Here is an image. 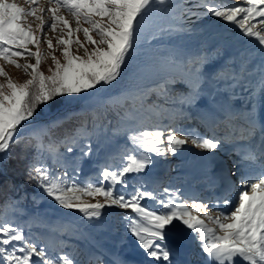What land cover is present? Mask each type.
Here are the masks:
<instances>
[{"label":"snow or ice","instance_id":"snow-or-ice-1","mask_svg":"<svg viewBox=\"0 0 264 264\" xmlns=\"http://www.w3.org/2000/svg\"><path fill=\"white\" fill-rule=\"evenodd\" d=\"M153 15L168 20L165 27L157 29L160 35L191 33L193 29L186 25L193 17L196 21L211 17L233 31L238 29L239 36L245 38L248 47L241 52L238 68L214 73L218 80L231 81L227 85L232 90L230 100L244 101L241 109L226 112L223 137L185 132L175 126L184 118L183 106L196 99L208 63L206 56L187 62L169 56L159 67L145 65L140 69L144 74L162 73L159 82L110 92L121 83ZM48 32L57 34L55 44ZM73 45L77 51L83 50V55L74 54ZM57 49L62 62L54 54ZM49 58L52 66L45 75L40 66ZM20 59H34L35 63L21 64ZM0 61V175L13 158L12 148L21 146L18 158L25 162L24 182L42 190L41 195L60 209L77 213L87 222L102 219L106 210H123L116 213L124 224L123 243L132 238L133 251L144 257L141 264H173L174 249L193 241L199 242L206 264H264V0H244L241 5L228 0H0ZM7 65L22 70L28 79L14 81L5 70ZM177 70L191 77L187 95H170V85L185 83L177 79ZM153 94L179 107L165 116L167 108L147 104ZM83 97L102 98L107 108L117 112L114 134L126 135L129 146L119 154V166L106 164L81 182L78 173L82 159L91 155L90 142L81 148V159L74 165L59 152V146L73 153L75 145L93 134L89 123L93 131L100 129L107 108L104 113L95 108L81 113L73 110L44 123L34 121L53 104H72ZM125 108L120 115L119 109ZM80 115L84 116L82 121L66 127ZM164 119L169 124H163ZM25 129L31 131L25 133ZM60 130L63 138L56 139ZM189 142L210 153L223 144L232 146L238 157L233 167L240 173L241 185L235 197L202 199L185 195L181 188L157 185L149 190L144 184H129L132 174L145 173L155 163L153 155L175 156ZM253 164H258L259 170L250 173ZM233 191L235 184H227L225 192ZM149 201L152 207L146 203ZM32 227L28 223L26 232L25 226L0 217V264H77L67 252H57L51 241L33 239ZM66 246L65 241H59L61 249ZM116 264L134 262L118 259Z\"/></svg>","mask_w":264,"mask_h":264},{"label":"rangeland","instance_id":"rangeland-1","mask_svg":"<svg viewBox=\"0 0 264 264\" xmlns=\"http://www.w3.org/2000/svg\"><path fill=\"white\" fill-rule=\"evenodd\" d=\"M17 2L22 3V0H17ZM228 2L241 5L243 4L244 0H228ZM65 16L67 18L66 13ZM159 17L161 16L153 15L149 18L147 27L141 33L140 44L135 53V57L130 62L128 68L125 69L120 88L128 87L134 89L143 87L144 85L159 82V80L162 78V73L156 72L152 74H144L140 71V69L145 65H154L159 67L160 63L169 56H175L178 61L183 62H187L189 58H194L196 56H206L207 59L216 63V65L220 67V70L218 72H230V66L233 64V61L226 56V48H237V51H235L234 54L237 57L236 60H241V52L245 51V49L248 47V45L244 43L245 38L239 36L238 29L233 31L230 26L225 25L223 22L217 21L216 18L208 17L202 21H196L193 17V22L186 25L187 27H191L193 29L191 33L169 36L167 34L160 35L158 33L157 29L160 27H165L168 23V20L165 16H162L163 19H159ZM72 26L75 27L74 24ZM47 35L49 36V38L53 39V44H55L54 37L57 34L48 32ZM153 35H155L157 38L153 39ZM80 38L81 40L83 39L82 34L80 35ZM42 47L46 49V45H42ZM32 50L35 51V49ZM72 50L74 54L83 55V50L77 51V47L75 45L72 46ZM54 54L62 62V56L59 49H57ZM235 55L233 56L235 57ZM18 62L21 64L35 63V60L20 59L18 60ZM2 63L3 62L0 61V64ZM51 66V59H45L41 63L40 70L43 71L45 75H48V69ZM209 67L210 70L208 72L206 71V73L208 74H201L199 86L196 89V96L202 97L206 100L207 98L208 100L211 99V96L209 95L211 94V92L208 93L206 91H211L217 86L223 87L226 83L225 80L216 79L215 75L211 76L215 68H213L212 65ZM5 70L8 72L9 76L16 82L22 83L24 80L28 79V76H26L22 70L16 69L13 66L7 65L5 66ZM210 71L212 72L210 73ZM174 74L176 75L177 79H182L185 81V83L170 85V95H187L190 91L187 81L190 80L191 77L186 71L180 72L177 70ZM0 82H3L2 77H0ZM204 88L209 89L205 90ZM90 99L91 98L83 97L79 100V103H81V101L86 102ZM151 102L162 105L168 110L173 107L166 104L163 98L158 100L155 94L148 97L147 104H151ZM73 108L74 105L68 104L66 107L55 112L54 114L58 113V115H63L65 114V112L72 110ZM183 108V110L187 113L183 116L193 114H196L198 117L200 116L195 106H193V103L190 105L186 104L183 106ZM170 112L171 111L165 113V116L169 115ZM123 113L124 111L122 112V114ZM48 117L49 115L45 117L43 116L42 119L46 120L48 119ZM153 120H155V117H153ZM178 121L179 120H177L175 126L182 127L185 132L195 130L199 133L198 129H196L195 127V129L191 128V126L194 125H185L183 122ZM162 123L164 124V121H162ZM30 131L31 129L24 130L25 133ZM201 135L204 136V134ZM115 145L121 146V152H123L126 146H129L127 139H125L124 141L119 140L115 143ZM192 147L194 146H192L189 142L183 147L182 150L178 151L175 156L169 154L165 157H156L154 155V157L157 159V162L159 163V165L157 166V168H159L157 169L156 176H154L152 180L144 182L142 179L136 178L132 174L129 177V184H144V186L149 190L156 187L157 185H159L161 188H181L184 194L190 197L191 195L188 189L191 188H189V184L191 182H195L193 180L196 177H205L204 172L202 171L209 165V160L212 155L219 156L223 155V153H226L227 159L232 158V153L228 152V147H232L229 144H223L220 149L214 150L211 153L205 150L196 152V150H194V148ZM108 149H110L109 146L103 149L105 153L97 150L96 152H93L89 157L82 159L80 172L78 173V179L81 182H83L90 176H94L106 164L112 163L115 166H119V154L121 152L116 155L114 154L113 156H108L105 155L109 152ZM93 150L94 149L92 148V151ZM63 153L67 158L68 163L70 165H74L75 161L73 160L76 156V153H67L66 149H64ZM183 158L184 161H182ZM186 158L193 159V162H191V160H189L190 162H188ZM80 159L81 157H78L77 161ZM50 160V158L47 159V163L49 165H51ZM251 169L249 172H251ZM69 174H72L71 167L69 168ZM198 187L199 184L196 185V189H198ZM130 190L131 189H129V191ZM192 192H194V190ZM200 195L201 194L199 193L196 197L200 198ZM97 199L100 198L98 197ZM146 203H148L150 207L153 206L152 202L150 201ZM189 203H191V200H189ZM38 208L40 210L43 207L39 206ZM48 209L51 210L49 214L44 213L42 216H40L39 219H37L41 220L43 222L42 224L44 225L38 227L33 231L31 230L33 239L37 240V242L43 243L41 241V238L43 240L44 236H49L51 234V236L54 237V240H51V242L57 245V252H67L70 256H73L76 259L77 264H89V261H91V264H116V261L118 259L122 260L121 257L125 252L132 251L133 253H138L133 251L135 249V244L131 237L128 238L129 242L127 244L123 243L124 224L116 215L117 212H121L123 210L109 209L105 211L102 219L93 222H87L83 221L79 217V214L60 209L58 206L57 208ZM32 212L33 210H30L27 215H32ZM212 214L216 215L214 211ZM72 221L76 224L75 226H72L74 228V232H76V235L80 236V242H77V240L66 241V236L67 238H71L70 236H68V227L71 226L70 222L72 223ZM61 225L66 227L65 233L62 231L59 232V234L58 231L52 232L53 228L58 229V227H60ZM69 232L71 231L69 230ZM61 240L65 241L66 245H68L67 243H69L68 250L66 247H64L63 249L59 247V241ZM48 242L49 241H47L46 243ZM193 242L194 244L199 245L198 241ZM98 251L105 255V259H107L108 262L98 256V254L96 253Z\"/></svg>","mask_w":264,"mask_h":264},{"label":"trees","instance_id":"trees-1","mask_svg":"<svg viewBox=\"0 0 264 264\" xmlns=\"http://www.w3.org/2000/svg\"><path fill=\"white\" fill-rule=\"evenodd\" d=\"M163 17H159V19ZM150 49V48H148ZM122 82V80H121ZM121 84V83H120ZM119 85H115L112 89H110V92L115 94L119 92ZM155 102H151L153 104ZM68 104L59 103V104H53L50 109H48L43 114H38L36 117V121L34 122H47L48 119H54L58 115V113L54 114L55 112L63 109ZM71 105H74V108L69 111H75L77 113H81L82 110L92 109L95 108L97 111L104 113L107 106L104 105V100L102 98H91L88 101H79L72 103ZM125 109H119L120 115H123L122 112L125 111ZM54 114V115H53ZM48 119L44 120L42 117L48 116ZM52 115V116H50ZM64 115V114H63ZM84 119L83 115H80L79 119L76 121L69 122L66 127L71 128L74 126V124H78L80 121ZM109 121L111 123H109ZM119 122V116L117 115L116 111H113L110 108H107V115L106 117L102 118L101 124L102 126L98 131H93L91 123L88 125L89 132H93V134L88 138L83 140L80 144L75 145V153L76 156L73 161H77L78 157H81V148L84 147V145H87L89 142L91 144V149L94 150L91 152H96L97 150L104 152L103 149L105 147H108V153L105 155L113 156L114 154H118L121 151V146L115 145L116 142L124 141L126 139V135H117L114 134V129L118 126ZM56 139H62L63 138V130H60L55 133ZM45 143H47V139H45ZM64 149H66L65 146L61 145L59 146V152L63 153ZM12 152V159L8 161V163L4 166L5 168V174L0 175V217H4L5 219L19 225L25 226L26 231L27 224L32 223V231L37 229L40 226H43V222L41 220H37L42 216L44 213H48L51 211L48 208H57V205L53 201H51L50 198L43 197L41 195L40 189H37L34 185H29L24 182L23 178V172H24V161L20 160L18 158L19 154L21 153V146H14L11 150ZM105 153V152H104ZM28 156L30 157L32 155V149L28 150ZM64 154V153H63ZM51 163V160H50ZM14 201H19L18 204H14ZM6 205H11V207H6ZM39 206L43 207L39 210ZM46 206V207H44ZM15 209V211L13 210ZM33 210L32 215L28 216L27 213ZM58 234L59 232L66 231L65 226L58 227ZM69 230L71 232H69ZM53 232V231H52ZM68 236L71 238L77 237L76 233L72 232L70 227H68ZM43 237V236H42ZM66 239L67 238L66 236ZM53 241L54 237L51 236V234L48 236H44L43 240L41 238V241L43 243H46L47 241ZM68 248V247H67Z\"/></svg>","mask_w":264,"mask_h":264},{"label":"bare ground","instance_id":"bare-ground-1","mask_svg":"<svg viewBox=\"0 0 264 264\" xmlns=\"http://www.w3.org/2000/svg\"><path fill=\"white\" fill-rule=\"evenodd\" d=\"M235 51H237V48H226V56L227 57H229L232 61H233V64L230 66L231 67V69H230V72L234 69V68H238V66H239V63H240V59H238V60H236V55L234 54L235 53ZM196 53V52H195ZM237 54V53H236ZM233 55H235V57L233 56ZM227 57H226V59H227ZM240 57V56H239ZM225 59V60H226ZM230 60V61H231ZM236 60V61H235ZM228 61V60H227ZM210 70V69H209ZM212 71H213V69H212ZM212 71H210V73L212 72ZM228 71V70H227ZM208 72V71H207ZM206 74H208V73H206ZM210 77V76H209ZM253 79H255V77H253ZM225 84H224V86L223 87H215V88H213L211 91H206V92H208V93H210L211 92V94H209L210 96H211V99L209 100V103L208 104H206V109H204V110H200V109H198L199 110V113H200V116H201V118L203 119V121H204V123H205V120H207V117L209 116V114L211 113V109H215V108H220L221 106H223L225 103H226V94H228V92H229V88H227V85L229 84V83H231V81H229V80H225ZM203 84V83H202ZM220 85V84H219ZM205 89V88H204ZM207 89H209V88H207ZM207 89H205V90H207ZM231 90V89H230ZM232 91V90H231ZM237 91H239V89H237ZM220 93H222V95H223V97L221 98V99H218L217 98V94H220ZM208 95V94H207ZM241 95H243V94H241ZM242 101V99H237V100H234V101H231L232 102V104H235V103H237V102H241ZM235 110V109H234ZM186 119H189V118H185V120ZM192 148H195V147H192ZM228 148H230V147H228ZM232 148V147H231ZM199 150H201V149H199ZM196 152H199L198 150H196ZM220 157H217V156H211L210 157V164L213 162L212 160H215V159H219ZM159 168V167H158ZM157 166H154V164L153 165H151L149 168H148V173H147V175H148V177H150V178H152V177H154V176H156V173H157ZM251 173V172H250ZM188 191L190 192V195L192 196L195 192H192L193 191V189H188ZM185 241H188V239H187V237H184L183 238ZM135 248V247H134ZM124 250V249H123ZM130 252V251H129ZM129 252H127V253H129ZM132 252V251H131ZM130 252V253H131ZM186 252H188V256H185V258H183L184 259V263L183 264H198V262H199V260H200V254L202 253L201 252V250H200V247H199V245H197V244H194V242L193 243H185V244H182L180 247H178V248H176V249H174V255H173V257L175 256V255H177L178 254V256H179V258H181L182 256H183V254H185ZM198 254H199V256H198ZM138 255V254H137ZM182 255V256H181ZM138 257H142L143 258V255L141 254V253H139V255H138ZM186 259H191V261H186ZM188 262V263H187ZM179 264H181V261H179L178 262ZM173 264H177V263H175V261L173 260Z\"/></svg>","mask_w":264,"mask_h":264}]
</instances>
